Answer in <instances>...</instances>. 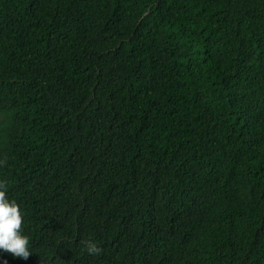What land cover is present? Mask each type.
<instances>
[{
    "label": "trees",
    "instance_id": "16d2710c",
    "mask_svg": "<svg viewBox=\"0 0 264 264\" xmlns=\"http://www.w3.org/2000/svg\"><path fill=\"white\" fill-rule=\"evenodd\" d=\"M0 161L10 264H264V0H0Z\"/></svg>",
    "mask_w": 264,
    "mask_h": 264
},
{
    "label": "clouds",
    "instance_id": "9594fccd",
    "mask_svg": "<svg viewBox=\"0 0 264 264\" xmlns=\"http://www.w3.org/2000/svg\"><path fill=\"white\" fill-rule=\"evenodd\" d=\"M3 162L0 161V166ZM24 214L15 200H10L7 184L0 178V264H10L13 258L27 260L33 253L30 239L23 230ZM88 255L98 256L102 247L95 240L84 242Z\"/></svg>",
    "mask_w": 264,
    "mask_h": 264
}]
</instances>
